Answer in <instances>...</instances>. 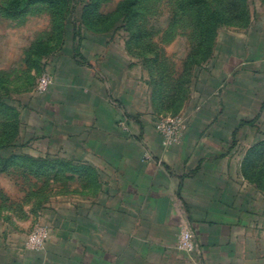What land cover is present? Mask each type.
Listing matches in <instances>:
<instances>
[{
    "label": "crops",
    "instance_id": "obj_1",
    "mask_svg": "<svg viewBox=\"0 0 264 264\" xmlns=\"http://www.w3.org/2000/svg\"><path fill=\"white\" fill-rule=\"evenodd\" d=\"M257 41L239 40L208 64L197 112L168 148L134 101L126 52L123 66L106 48L48 58L53 84L35 102L46 146L28 153L60 159L75 195L59 205L47 198L37 219L53 233L42 252L26 248L35 222L20 217L31 208L0 219V264H264V223L242 202L233 162L254 120L242 112L250 101L237 77L245 57L264 61ZM184 232L195 237L192 254L180 249Z\"/></svg>",
    "mask_w": 264,
    "mask_h": 264
},
{
    "label": "rangeland",
    "instance_id": "obj_2",
    "mask_svg": "<svg viewBox=\"0 0 264 264\" xmlns=\"http://www.w3.org/2000/svg\"><path fill=\"white\" fill-rule=\"evenodd\" d=\"M239 40L264 42V0H0V219L31 208L21 220L45 226L37 218L47 198L59 205L75 195L76 181L59 168L60 159L28 153L46 146L38 139L46 124L35 102L48 58L106 48L123 66L126 52L134 101L149 126L158 132L159 120L180 116L185 130L201 101L202 73ZM249 60L237 78L241 98L250 101L242 112L254 120L233 162L239 157L242 202L264 223V61Z\"/></svg>",
    "mask_w": 264,
    "mask_h": 264
},
{
    "label": "built area",
    "instance_id": "obj_3",
    "mask_svg": "<svg viewBox=\"0 0 264 264\" xmlns=\"http://www.w3.org/2000/svg\"><path fill=\"white\" fill-rule=\"evenodd\" d=\"M52 84V75L44 73L37 82L36 90L40 94L46 93ZM184 126V121L180 116L166 117L159 120L157 130L162 138V145L168 148L180 143ZM52 233V228L49 226L36 227L27 238L26 248L32 252H42L51 239ZM180 249L187 254H192L197 250V243L193 233L184 232L182 234Z\"/></svg>",
    "mask_w": 264,
    "mask_h": 264
},
{
    "label": "trees",
    "instance_id": "obj_4",
    "mask_svg": "<svg viewBox=\"0 0 264 264\" xmlns=\"http://www.w3.org/2000/svg\"><path fill=\"white\" fill-rule=\"evenodd\" d=\"M45 47H46V46H43V45H40V46L38 47V50L41 51L40 53H43V54H46V53H47V51H45V49H46ZM37 160H39V161H44V162L50 161L49 158H46V159H37Z\"/></svg>",
    "mask_w": 264,
    "mask_h": 264
}]
</instances>
